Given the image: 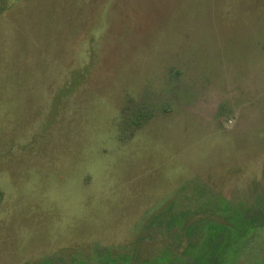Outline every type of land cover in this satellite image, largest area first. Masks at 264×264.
<instances>
[{
    "label": "rangeland",
    "instance_id": "374dc122",
    "mask_svg": "<svg viewBox=\"0 0 264 264\" xmlns=\"http://www.w3.org/2000/svg\"><path fill=\"white\" fill-rule=\"evenodd\" d=\"M0 264H264V0H0Z\"/></svg>",
    "mask_w": 264,
    "mask_h": 264
}]
</instances>
